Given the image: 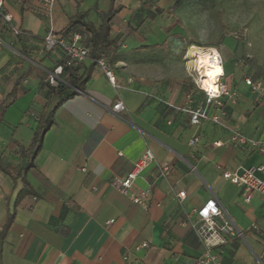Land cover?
<instances>
[{
    "label": "crops",
    "instance_id": "obj_1",
    "mask_svg": "<svg viewBox=\"0 0 264 264\" xmlns=\"http://www.w3.org/2000/svg\"><path fill=\"white\" fill-rule=\"evenodd\" d=\"M148 1L115 0L121 8L111 26L120 45L111 65L116 86L90 60L79 64V74L89 71V79L80 91L69 88L75 94L57 109L35 167L25 177L36 195L17 202L22 184H13L0 169V233L5 230L0 264H197L203 245L182 222L212 195L243 235L220 233L211 238L212 252L221 264H264V202L254 195L248 205L243 204L241 190L222 179L223 171L241 172L264 163L256 151L230 141L234 134L264 139V104L255 103L243 83L244 78H264L248 74L236 60H221L222 82L237 92V103L226 106L227 117L220 124L204 121L199 128L191 126L188 111L205 105L203 92L193 89L178 70L170 46L167 55L154 47L137 50L184 35L176 28L168 35L152 28L166 16L165 1L174 0H153L143 6ZM108 2L55 0L47 14L40 0H4L3 12L13 17L7 24L0 16L4 169H18L19 148L31 144L48 105L46 85L57 86L50 85L49 78L62 54L45 50L44 37L50 30L60 35L77 13L98 26ZM156 8L165 13L147 21ZM151 50L156 56L144 59ZM116 102L124 106L118 115L112 113ZM208 110L212 113L213 107ZM193 136L199 143L191 150L187 142ZM214 142L223 146L215 148ZM145 150L152 152L154 163L135 182L138 189L145 187V181L151 186L150 205L142 209L119 195L111 183L125 177ZM164 163L171 166L165 178L158 170ZM259 178L264 180V175ZM181 191L186 197L179 205L174 193ZM110 220L113 223L106 225ZM253 225L257 231H251ZM142 243L148 248L136 252Z\"/></svg>",
    "mask_w": 264,
    "mask_h": 264
},
{
    "label": "built area",
    "instance_id": "obj_2",
    "mask_svg": "<svg viewBox=\"0 0 264 264\" xmlns=\"http://www.w3.org/2000/svg\"><path fill=\"white\" fill-rule=\"evenodd\" d=\"M42 10L50 14L55 0H40ZM4 0H0V16L2 20L11 24L13 17L9 13L3 12ZM15 34L18 31L14 29ZM80 36L74 34L70 39L63 38L59 34L50 30L43 39L44 49L47 51L58 50L64 57L66 67L82 64L89 59V52L86 48L79 44ZM217 61L221 66V58L219 54L216 56ZM96 68L105 76L108 83L116 86L115 77L111 66L104 60H94ZM62 68L58 66L50 75V85H56L58 77L60 76ZM223 71L216 77V91L210 92L201 86H198L200 91L205 96V105L199 106L188 111L189 123L191 126L199 128L204 121H211L214 124H220L226 117V106H234L237 103V92L230 90L227 85L222 82ZM244 85L249 89L254 96L255 103L258 105L264 104V79L251 80L250 78L243 79ZM212 106L213 112L209 113L208 108ZM124 110L121 102H116L112 107V113L118 115ZM230 141L237 146H248L252 151L259 153L264 159V139H249L239 134H234ZM199 143V138L193 136L187 142V146L193 150ZM213 147L220 148L223 146L222 142H214ZM154 163V156L150 150H145L138 159L132 164L130 171L125 177L114 179L111 187L121 196L126 197L132 204L147 209L151 202V186L148 182L145 187L138 189L135 182L142 178L146 169ZM171 166L164 163L159 166V176L165 178L170 172ZM259 175H264V163L258 166L242 169L241 172H222V179L229 184L241 190L242 202L248 205L254 195L258 196L264 202V180L259 178ZM185 192L174 193V199L177 204H181L185 199ZM193 215H188L182 224L188 226L197 236L200 243L203 245L204 251L201 257L197 260V264H221L220 259L212 252L214 244L211 243V238L220 233L227 234L233 237L242 238V233L229 220L221 204L215 196H211L202 206L193 210ZM222 219L223 223L220 225L218 220ZM113 220L106 222V225H111ZM256 225L251 226V231H257ZM224 243V241H220ZM148 245L146 243L140 244L135 248L136 252L146 250ZM126 263L127 258H124Z\"/></svg>",
    "mask_w": 264,
    "mask_h": 264
},
{
    "label": "rangeland",
    "instance_id": "obj_3",
    "mask_svg": "<svg viewBox=\"0 0 264 264\" xmlns=\"http://www.w3.org/2000/svg\"><path fill=\"white\" fill-rule=\"evenodd\" d=\"M192 3L185 2L172 17L165 16L152 28L156 34L173 28L184 34L180 39L172 37L167 47L193 89L200 90L193 55L198 51L208 53L211 47L218 54L219 50L225 54L219 55L221 60H236L248 74L257 73L264 78V0H217L205 7ZM172 4L165 1L166 13ZM190 42L198 46H190ZM230 67L231 63L225 65L226 75Z\"/></svg>",
    "mask_w": 264,
    "mask_h": 264
},
{
    "label": "trees",
    "instance_id": "obj_4",
    "mask_svg": "<svg viewBox=\"0 0 264 264\" xmlns=\"http://www.w3.org/2000/svg\"><path fill=\"white\" fill-rule=\"evenodd\" d=\"M108 1L107 9L102 14H100V22L98 26H95L93 23L89 22L87 20L86 14L77 13L69 18L67 26L60 32V36L66 39H70L74 34H78L80 36L79 44L88 50L89 59L92 62V65H95L93 63L94 60L104 59L111 66L118 57L117 55L120 45L118 44V38H114L111 35V26L116 20V16L120 12L121 8L115 5V0ZM215 1L217 0H174L169 11L166 13V16L172 17L176 11L181 9L185 2H193L192 4L195 5H197L196 3H200L201 7H205L207 5H212ZM150 4H153V0H149L148 2L144 3L143 6H148ZM164 13L165 12L163 10L156 8L154 9L151 16L147 18V21L152 22L157 15H163ZM165 32L168 35L170 34L171 30L166 29ZM172 37H176L178 39L182 38H179V36ZM168 43L169 42L164 40L159 46H141L137 50L145 51L144 49L146 48L154 47L161 49L159 51L160 54L165 52L167 55L169 52L167 49ZM189 45L194 46L192 42H190ZM156 54V51L151 50L149 52H145L143 54V58L151 59L152 56H156ZM57 66L62 68L61 74L59 76L60 81L55 87L46 85L48 105L43 110L39 118L38 124L34 130V137L31 144L27 148H19L18 153L20 156V165L18 169L16 171L10 170L9 168L4 169L2 165H0V169L11 178L13 184H15L17 181H20L22 184V188L17 193V202L21 201L25 197H34L36 195V192L25 178L26 174L35 167L34 160L41 150L42 140L45 133L54 124V116L57 109L64 101L70 99L75 94L74 92L70 91L69 88L80 91L83 84L89 79L90 76L89 71L84 72L82 75L79 74L81 69L79 64L66 67L63 56L58 61ZM4 232L5 230L0 233V241L4 235Z\"/></svg>",
    "mask_w": 264,
    "mask_h": 264
},
{
    "label": "bare ground",
    "instance_id": "obj_5",
    "mask_svg": "<svg viewBox=\"0 0 264 264\" xmlns=\"http://www.w3.org/2000/svg\"><path fill=\"white\" fill-rule=\"evenodd\" d=\"M214 49V48H213ZM217 52L211 50L208 53L195 52L194 70L197 74L200 86L210 92L216 91V77L221 72V66L216 59Z\"/></svg>",
    "mask_w": 264,
    "mask_h": 264
}]
</instances>
